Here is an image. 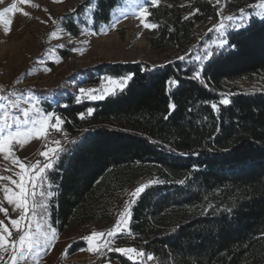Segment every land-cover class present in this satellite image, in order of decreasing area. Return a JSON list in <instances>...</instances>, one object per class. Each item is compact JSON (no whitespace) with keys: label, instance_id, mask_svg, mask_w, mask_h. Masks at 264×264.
<instances>
[{"label":"trees","instance_id":"16d2710c","mask_svg":"<svg viewBox=\"0 0 264 264\" xmlns=\"http://www.w3.org/2000/svg\"><path fill=\"white\" fill-rule=\"evenodd\" d=\"M120 2L96 0L95 29L111 21ZM91 3L58 20L79 35ZM148 12L158 25L149 31L152 46L181 56L83 69L88 85L131 77L103 99L40 91L55 93L56 101L42 106L63 121L54 132L59 158L41 163L54 160L47 170L51 220L59 233L106 221L128 185L146 175L155 180L124 204L135 249L162 264H264V86L245 90L235 82L264 83V19L252 15L228 31L224 47L207 49L210 39L195 42L199 27L219 18L211 0H159ZM86 243L74 240L69 252ZM111 254L121 264H138Z\"/></svg>","mask_w":264,"mask_h":264},{"label":"rangeland","instance_id":"374dc122","mask_svg":"<svg viewBox=\"0 0 264 264\" xmlns=\"http://www.w3.org/2000/svg\"><path fill=\"white\" fill-rule=\"evenodd\" d=\"M84 1L62 0V2L57 3L54 0H31L32 3L39 5L38 8H33L31 3L21 4L19 0H3L0 3V11L10 8L15 3L17 8H22L23 11L29 13V16L23 15L22 12L5 13V19L12 21L11 30L7 34H5V25L0 23V89L3 90L0 91V96H7L11 100L21 101L22 107L31 108L35 104L44 114H54L49 121L50 125L55 124V117L57 116L54 112L45 110L42 103L47 99L55 102L56 96L55 93L42 94L40 91L58 89L60 93L65 91L75 93L80 99H92L88 93L82 94L80 92V89L83 88L85 90H94L91 95L98 96L103 94L105 97L121 88L119 84H111L108 78L117 81L120 78L105 77L95 85L83 84L86 79L82 72L83 69L104 61H146L151 64H157L164 62L167 58L182 55L173 50L163 51L152 46L149 38L151 28H145L143 23H141L142 19L144 23H152L148 19V15L146 14V18L134 15V13L139 12L141 6H145L148 9L150 0H121L120 4L112 12L111 21L108 24H103L98 30L94 28L93 20L96 0H90L92 3L87 6L84 14L87 24L83 25L79 35L71 34L63 23L58 20V16L75 10ZM211 1L217 4L216 0ZM217 5L220 13L219 18L209 19L203 23L198 29L199 39L195 42L198 43L200 39H210V42L205 45L207 49H210L213 45H219L220 41L226 38V34L232 28L245 26L252 15L259 17L264 15V8L260 6L261 0L249 4H240L234 0H220ZM241 10H243V15ZM228 16H232L233 20H225L226 27L220 32L216 31L215 26L220 23L221 17ZM75 18L78 19L76 15ZM54 32L57 33L59 38H54L51 35ZM235 82H238L240 88L245 90L260 89L264 86V83L260 81L250 83L244 80H237ZM106 89H112V91H105ZM0 103H7V101H0ZM13 112L16 115H21L19 110L14 109ZM33 118H36L35 114H33ZM60 130L61 125L59 130L50 127L46 137L34 138L25 144L23 148L14 146L15 156L25 166L35 164L38 160L42 163L47 159H53L54 155L51 152H49L47 158L40 155V153L53 147L60 148L61 138L54 135L55 131L60 132ZM54 141H60L59 146L55 145ZM53 161L51 160L52 163ZM47 170L49 169H45L44 175L46 179L42 187L35 188L37 193L36 200L47 204V215L40 209L37 210V215L38 218L46 220L52 228L56 229L50 215V199L53 195L50 197L47 195L45 197L40 196L41 191H44L45 194L47 192L53 193L48 180ZM18 172H21L18 164L14 165L10 160H5L3 154L0 153V176H11L13 180L19 183L20 177L16 174ZM28 175H32V173L30 172ZM154 180L143 175L131 182L122 192L113 215L108 220L91 222L81 230L71 233H59L56 229L58 239L53 241L50 247L40 249L39 264H64L66 256L81 255L82 249L89 246L88 241L86 240V245L75 253L69 252L70 244L78 238L89 236L94 231L107 233L111 230L116 224L119 214L125 208L130 211V207L124 206L127 199L130 196H134L133 193L137 188L142 185H149ZM8 182V180L0 181V185L8 186ZM0 201H3V207L8 209L7 217L0 212V220H3L9 226V229L13 232V238H16L17 233L12 229L9 217L16 219L20 213L17 215L14 213L12 206L8 205L7 201L4 200L2 190H0ZM129 222L130 220L124 232L115 235V238L122 240L123 244L112 249H135L134 237L129 234ZM106 237L107 235L102 239L105 240ZM132 255L133 259L130 260L138 264H162L153 255L154 259L152 260L147 259L149 254H145L143 257ZM125 256L128 257L127 255ZM5 264H9L7 256L5 257ZM20 264H34V261L30 257L26 262L21 261ZM109 264L121 263L113 259L112 256V262Z\"/></svg>","mask_w":264,"mask_h":264},{"label":"snow or ice","instance_id":"6c2138e0","mask_svg":"<svg viewBox=\"0 0 264 264\" xmlns=\"http://www.w3.org/2000/svg\"><path fill=\"white\" fill-rule=\"evenodd\" d=\"M3 0H0L2 3ZM21 4H29L33 8H38L39 5L32 3L31 0H19ZM54 2H62V0H54ZM152 6H158L159 0H150ZM216 3L219 4L220 0H216ZM261 8H264V0H261ZM47 11V9H45ZM196 11H199L198 9ZM8 12H22L23 15L29 16L28 12L23 11L22 8H17L15 3L12 4L10 8H5L3 11H0V23L5 25V34L10 32V25L12 21L10 19H5V13ZM148 13V9L145 6H141L138 13H134L139 17H145ZM243 15V10H241ZM185 19H188L186 16ZM261 19H264V15H261ZM232 21L233 17H221V21L218 25L215 26L216 31L220 32L224 29V21ZM145 28L155 29L158 27L154 23H144V20H141ZM211 31V29H210ZM54 38H59L57 33L51 34ZM227 44V39L224 38L220 41L218 47H224ZM184 59V57H180ZM200 73H195V78L199 79ZM111 84H119L122 88L123 84L131 77L120 78L119 81L108 78ZM175 81H169V84H174ZM0 91H3L0 89ZM94 90H85L80 89L82 94L88 93L92 99H103L104 95H91V92ZM105 91H112V89H106ZM0 101H7V103H0V153L3 154L5 160H10L12 164L19 166L21 172L16 173L20 177V182L17 183L16 180H13L11 176H0V181L8 180L19 189V191H13L6 185H0V190L4 193V200L7 201L8 205L12 206L13 211L19 209L20 215L16 219H11L9 217V222L12 229L17 233L16 238H13V232L9 229V226L5 224L3 220H0V264H5V257L9 264H20L21 261H27L30 257L33 259L34 264H39V251L41 248H47L52 245V242L58 239L57 232L55 228H52L46 220L38 218L37 210L40 209L45 215H47V204L42 201L36 200V191L35 188L42 187L44 180L46 179L45 169H51L53 163L47 161L41 166V162L38 160L35 164L25 166V164L19 161V158L15 156L14 146H19L23 148L25 144L29 143L34 138L46 137L49 131V128H56L59 130V126L63 123L61 119L57 116L55 117V124L50 125L49 121L52 119L54 114H44L35 104L29 107H22L21 101L11 100L7 96H0ZM224 104H228L229 101L224 99L222 101ZM171 108H174V105H170ZM213 109H217L215 104L212 105ZM19 110L21 115H16L13 110ZM218 110V109H217ZM92 109L88 110V114L92 113ZM33 114L36 115V118H33ZM84 118V115L81 114V119ZM166 118V117H165ZM15 125V128H14ZM55 145L59 146L60 141H54ZM60 149L58 147H53L48 149V151L41 152L40 155L48 157L49 152L54 155L55 159H58V152ZM32 175H28V173ZM183 183V181H180ZM148 185H142L135 190L133 193L134 196L141 193L144 188ZM52 196L53 193L44 191L40 192L41 197ZM0 212L8 216V209L3 207V201H0ZM130 211L128 208H125L123 212L119 214V218L116 224L111 230L107 233L104 232H92L89 236L84 237L83 239L87 240L89 243V251L100 252L102 247H107L109 241L102 239L106 235L108 237H114L117 233L124 232L127 229L128 221L130 220ZM129 234L130 231H129ZM111 251L121 252L128 256L129 259H133V255L143 257L145 253L143 251H138L134 248H115L109 249ZM102 254V253H101ZM147 259L152 260L154 257L148 255Z\"/></svg>","mask_w":264,"mask_h":264},{"label":"built area","instance_id":"2783aa9c","mask_svg":"<svg viewBox=\"0 0 264 264\" xmlns=\"http://www.w3.org/2000/svg\"><path fill=\"white\" fill-rule=\"evenodd\" d=\"M109 241L107 247H102L100 252L89 251V246L82 249V254L78 256H66L64 264H109L112 262V249L123 244L122 240L114 237H106ZM66 253V251H65ZM102 253V254H101ZM55 264V263H54Z\"/></svg>","mask_w":264,"mask_h":264},{"label":"crops","instance_id":"0c3cea01","mask_svg":"<svg viewBox=\"0 0 264 264\" xmlns=\"http://www.w3.org/2000/svg\"><path fill=\"white\" fill-rule=\"evenodd\" d=\"M16 178H17V177H16ZM16 178H14V179H16ZM8 186H9V188L11 187V189H12L13 191H17V192L19 191V189L16 188V186H15L14 184H12L10 181L8 182ZM14 213L17 215V214L20 213V210L17 209V210L14 211ZM57 264H63V263H57Z\"/></svg>","mask_w":264,"mask_h":264}]
</instances>
